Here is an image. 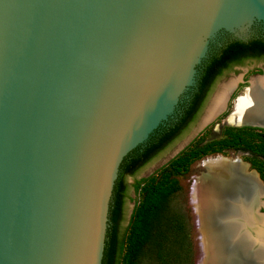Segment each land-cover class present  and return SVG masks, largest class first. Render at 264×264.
<instances>
[{
    "label": "water",
    "instance_id": "obj_1",
    "mask_svg": "<svg viewBox=\"0 0 264 264\" xmlns=\"http://www.w3.org/2000/svg\"><path fill=\"white\" fill-rule=\"evenodd\" d=\"M259 33L264 0H0V264H105L124 165Z\"/></svg>",
    "mask_w": 264,
    "mask_h": 264
},
{
    "label": "trees",
    "instance_id": "obj_2",
    "mask_svg": "<svg viewBox=\"0 0 264 264\" xmlns=\"http://www.w3.org/2000/svg\"><path fill=\"white\" fill-rule=\"evenodd\" d=\"M223 45L222 49L209 57L201 69L203 86L197 91L188 108L182 111L181 125L178 126L172 122L165 126L149 154H138L124 165L105 264H122L123 262L135 264L143 254L154 256L162 263L167 261L169 253L164 244L172 224L167 211L175 191L174 187L178 185L177 180H169L170 171L179 174V170L198 154L188 152L172 159L163 167L162 179L158 182L149 178L136 181L133 184L135 195L141 185L148 183L143 188L141 202L135 203L129 222L124 227L126 201L130 187L127 185L126 178L135 176L153 157L177 139L189 123L192 124L198 118L204 107L202 90L210 79L230 71L236 65L244 64L246 60L264 59L262 38H256L255 41H243V44L228 40ZM206 148L211 153H221L226 150L250 153L251 166L256 169L264 183V129L250 126L229 127L220 139L211 141Z\"/></svg>",
    "mask_w": 264,
    "mask_h": 264
},
{
    "label": "bare ground",
    "instance_id": "obj_3",
    "mask_svg": "<svg viewBox=\"0 0 264 264\" xmlns=\"http://www.w3.org/2000/svg\"><path fill=\"white\" fill-rule=\"evenodd\" d=\"M235 85L219 94L211 115L224 110ZM230 120L264 127V77L253 80ZM236 159L207 158L201 164L207 173L196 178L192 197L202 241L199 264H264V214L256 205L264 190L257 173Z\"/></svg>",
    "mask_w": 264,
    "mask_h": 264
},
{
    "label": "rangeland",
    "instance_id": "obj_4",
    "mask_svg": "<svg viewBox=\"0 0 264 264\" xmlns=\"http://www.w3.org/2000/svg\"><path fill=\"white\" fill-rule=\"evenodd\" d=\"M260 34L261 33H259V35ZM226 41L228 40L222 38L223 44ZM259 72L261 74H258ZM260 77H264L263 58L249 60L236 68H232L228 74H225L217 82L194 123L181 136L170 143L169 146L153 157L135 176L126 178V182L129 186H132L136 181L142 178H149L150 180L158 182L162 179L163 167L172 159L188 152H196L198 154L189 164L179 170V174H176V172L172 170L170 171L169 180H177L178 185L174 187L175 191L171 196L167 211L168 218L172 220L171 229L167 233V241L164 244L169 253L167 261L162 263L154 256L143 254L139 257L138 263L135 264H199L202 241L200 239L199 222L195 212L192 195L196 178L207 173V170L201 167L202 162L207 158L216 156H224L230 159L239 158L242 162L247 164V170L250 173L258 174L256 169L251 166L252 155L250 153L232 150H226L221 153H211L206 146L211 141L220 139L227 128L239 127L238 124L232 123L230 118L237 109L239 98L252 87L253 80ZM232 82H235L236 85L235 88L229 92V94L233 92L230 101L228 102L229 99L227 100L224 110L211 115L215 100L219 94L224 91L226 86ZM256 128L264 129L261 127ZM147 183L148 182L141 185L136 195H131L135 202L126 203L124 227L127 226L129 222L135 203L141 202L143 188ZM261 183L264 187V183ZM226 197L233 198V196L229 195ZM256 205L257 212L264 214V193L262 196L256 198ZM122 264L126 263L123 262Z\"/></svg>",
    "mask_w": 264,
    "mask_h": 264
},
{
    "label": "flooded vegetation",
    "instance_id": "obj_5",
    "mask_svg": "<svg viewBox=\"0 0 264 264\" xmlns=\"http://www.w3.org/2000/svg\"><path fill=\"white\" fill-rule=\"evenodd\" d=\"M257 38H262L261 34L259 36H257ZM248 41V40H246ZM245 41V42H246ZM246 61H249V60H246ZM237 66L239 65H236L234 66L233 68H236ZM229 71H226L224 72L223 74L221 75H216L213 79H210L209 82L206 83V86L204 87V89L202 90V94H201V97L204 95L203 97V106L205 105V103L207 102L208 100V96L209 94L211 93V91L213 90V88L215 87V85L217 84V82L225 75V74H228ZM200 75H201V72H200ZM239 85V84H238ZM197 93V92H196ZM195 93V94H196ZM195 94L181 107V114H182V111H184L186 109V107L188 108V106L190 105L192 99L194 98ZM233 92L231 94H229V97H228V102L230 101L231 99V96H232ZM174 122V121H173ZM172 123V122H171ZM194 123V122H193ZM192 123V124H193ZM191 123H189V125L186 127V129L183 130V132L180 134V136L192 125ZM178 138V137H177ZM174 141V140H173ZM129 177V176H128ZM128 185V184H127ZM132 194H134V189H133V185L129 187V193H128V196H127V202H130V203H133L135 202L133 197L131 196ZM126 209V208H125Z\"/></svg>",
    "mask_w": 264,
    "mask_h": 264
}]
</instances>
